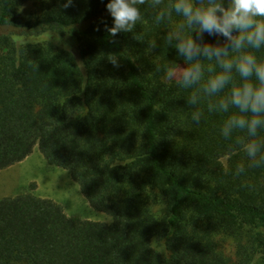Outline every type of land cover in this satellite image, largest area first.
<instances>
[{
  "label": "trees",
  "instance_id": "16d2710c",
  "mask_svg": "<svg viewBox=\"0 0 264 264\" xmlns=\"http://www.w3.org/2000/svg\"><path fill=\"white\" fill-rule=\"evenodd\" d=\"M106 3L0 0V170L37 148L107 217L68 216L32 192L3 196L0 264H264V168L247 167L243 133L221 134L231 113L209 112L202 92L189 105L163 75L183 65L167 42L182 17L157 23L161 6L147 0L112 44ZM56 32L63 45L49 41Z\"/></svg>",
  "mask_w": 264,
  "mask_h": 264
},
{
  "label": "clouds",
  "instance_id": "9594fccd",
  "mask_svg": "<svg viewBox=\"0 0 264 264\" xmlns=\"http://www.w3.org/2000/svg\"><path fill=\"white\" fill-rule=\"evenodd\" d=\"M57 2L66 10L74 7L77 0ZM146 2L107 0L105 8L112 24L109 26L103 19L100 23L112 38L109 43L116 44L115 37L133 30L141 20V9L137 5ZM151 6H161L155 16L157 23L170 19L173 14L182 17L175 30L168 34L167 42L170 46L174 42L183 65L166 67L165 80L175 81L190 93L189 105H198L202 92L209 99V112L231 113L222 125L221 134L231 139L233 133H243L237 136L236 142L248 158L247 167L264 168V139L258 138L260 130L264 129V57L257 56L264 49V0H227V3L225 0H151ZM95 30L100 31V27L96 26ZM205 34L223 37V40L209 42ZM48 39L64 44L58 32L50 33ZM135 39L139 41L142 37ZM149 48H156L155 40L149 42ZM108 59L114 68L121 67L117 56ZM205 60L209 61L207 66L203 63ZM156 71H161L159 66ZM225 90L227 94L221 96ZM213 98L216 99L213 101ZM201 116L200 110L193 111V122L199 124ZM244 172L245 165L238 164L235 174Z\"/></svg>",
  "mask_w": 264,
  "mask_h": 264
},
{
  "label": "rangeland",
  "instance_id": "374dc122",
  "mask_svg": "<svg viewBox=\"0 0 264 264\" xmlns=\"http://www.w3.org/2000/svg\"><path fill=\"white\" fill-rule=\"evenodd\" d=\"M25 8L30 10L32 6L27 2ZM69 43L76 48L75 41L71 40ZM22 192H32L53 199L68 216L107 220L103 213L87 203L69 173L47 164L37 148L22 161L0 170V198Z\"/></svg>",
  "mask_w": 264,
  "mask_h": 264
}]
</instances>
